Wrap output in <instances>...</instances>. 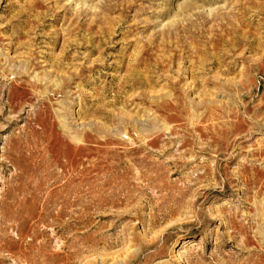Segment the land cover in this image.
Returning a JSON list of instances; mask_svg holds the SVG:
<instances>
[{"label": "rangeland", "instance_id": "rangeland-1", "mask_svg": "<svg viewBox=\"0 0 264 264\" xmlns=\"http://www.w3.org/2000/svg\"><path fill=\"white\" fill-rule=\"evenodd\" d=\"M0 264H264V0H0Z\"/></svg>", "mask_w": 264, "mask_h": 264}]
</instances>
